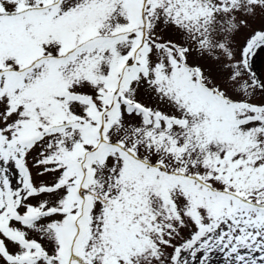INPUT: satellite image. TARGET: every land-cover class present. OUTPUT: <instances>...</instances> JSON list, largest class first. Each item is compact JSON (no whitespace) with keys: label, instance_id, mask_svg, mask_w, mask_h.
<instances>
[{"label":"snow or ice","instance_id":"obj_1","mask_svg":"<svg viewBox=\"0 0 264 264\" xmlns=\"http://www.w3.org/2000/svg\"><path fill=\"white\" fill-rule=\"evenodd\" d=\"M0 264H264V0H0Z\"/></svg>","mask_w":264,"mask_h":264}]
</instances>
